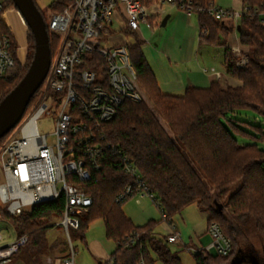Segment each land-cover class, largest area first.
<instances>
[{"label": "trees", "instance_id": "1", "mask_svg": "<svg viewBox=\"0 0 264 264\" xmlns=\"http://www.w3.org/2000/svg\"><path fill=\"white\" fill-rule=\"evenodd\" d=\"M152 1L144 0V3L150 4ZM192 1L199 7H208L216 0ZM242 1L253 12L257 11L253 15L244 14L238 26L240 42L248 48L249 65L246 70H239L234 53L229 48L225 51L224 61L227 73L241 81V87L215 82L208 88H188L183 95L164 93L144 54L143 40L137 33L130 32L132 41L129 51L142 100L124 101L118 114L104 124V143L112 148L103 151L101 169L93 171L92 179L80 185L93 199V205L90 214L81 221L80 228L70 230L71 240L75 236L85 241L89 225L101 220L106 237L116 244L136 231L142 234L140 243L135 247L123 249L117 245L114 257L127 254L130 264L140 261L146 264H156L158 261L182 264L166 242L156 236L157 222L135 226L123 211L124 203L115 202L131 181L124 172L123 156L118 154L120 150L133 162L143 181L159 198L155 203L161 205L159 209L165 214L164 220L172 223L174 215L196 205L208 215V225L217 224L224 236L231 240L229 255L200 252L194 256L196 264L230 263L243 252L239 238L242 231L248 228H254L264 247V149L257 142L241 144L238 141L241 135L262 139L263 134L261 132L262 135L255 136L246 132L234 118V114L242 109H253L264 115V0ZM9 6L15 7L11 0H7L6 9ZM53 6L54 10H62L60 4L55 8ZM198 19L201 33L207 31L204 38L213 46H223L226 36L234 30V26L218 22L208 13L198 15ZM1 29L0 24V32L7 34ZM29 32L34 43L33 34ZM10 37L16 45L14 37ZM49 37L53 57L59 38L53 35ZM98 59L105 63L101 57L98 56ZM29 67L20 71L17 64L9 71L0 84V93L4 91L0 102L21 82ZM15 79L18 81L13 85ZM7 85H10L8 89ZM42 90L31 100L24 118L33 110ZM11 133L0 141V147ZM80 154L88 160L82 151H79ZM225 208L231 210L235 222L226 216ZM64 209L65 198L62 197L55 202L36 205L13 217L0 202V219H6L13 225L17 238L27 235L30 238L28 245L35 246L36 237L48 230L56 219H62ZM152 254L156 255L157 260L152 258Z\"/></svg>", "mask_w": 264, "mask_h": 264}, {"label": "built area", "instance_id": "2", "mask_svg": "<svg viewBox=\"0 0 264 264\" xmlns=\"http://www.w3.org/2000/svg\"><path fill=\"white\" fill-rule=\"evenodd\" d=\"M6 2L0 0V20L6 17ZM49 24L50 35L59 38V45L52 57V65L44 83V95L37 102L27 119L0 147L4 183L0 184V202L7 212L17 217L32 207L55 202L65 198L64 215L60 225L65 229L71 243L70 230H78L81 221L90 214L93 199L80 185L92 179V172L101 169L103 151L112 146L104 143L102 128L119 112L126 100L139 102L142 93L138 88V77L132 64L129 43L113 41L121 33L135 32L140 36L143 24L152 25L154 19L164 16L167 8L184 12L188 17L208 13L218 22L232 23L235 31L244 14L253 15L249 5L241 10L224 9L214 3L199 7L192 0H57ZM264 25V17H262ZM207 36V31L202 32ZM141 38V36H140ZM17 45L9 34L0 32V84L19 62ZM236 67L246 70L249 65L248 50L234 47ZM101 57L105 63L98 59ZM53 93L59 110L55 122V144L48 142V136L40 133L38 120L44 114L52 116L47 95ZM76 108L78 111H76ZM26 118V117H25ZM82 151L88 160L79 155ZM122 157L124 172L131 181L116 197L121 204L135 197H156L141 178L133 162ZM158 208L160 204L157 203ZM163 218L165 214L162 213ZM168 244L181 241V234L172 223ZM208 232L214 243L207 250L227 256L232 242L224 236L220 227L213 223ZM142 234L134 232L125 236L117 245L130 249L140 243ZM2 237L0 236V241ZM30 242L25 235L9 243H0V264H10L22 247ZM190 251H193L190 249ZM51 264H76L75 253L60 258ZM104 264H119L114 257H108ZM138 264H146L140 261Z\"/></svg>", "mask_w": 264, "mask_h": 264}, {"label": "rangeland", "instance_id": "3", "mask_svg": "<svg viewBox=\"0 0 264 264\" xmlns=\"http://www.w3.org/2000/svg\"><path fill=\"white\" fill-rule=\"evenodd\" d=\"M35 1L46 24H49L54 14L52 6L57 0ZM235 2V0H216L215 4L217 7L229 9L227 7L235 5ZM53 7L55 8V5ZM21 21L24 22V19L18 10L15 7L9 6L7 8L6 17L3 20H0V24L1 28L5 30L4 32L14 37L16 45L20 49L18 65L20 71H25L32 62L34 43L31 42L30 32L26 23L24 22L22 24ZM164 29L165 28L160 29L159 31ZM151 32L152 29L149 24H143L141 26L140 36L144 40L149 41L150 44L152 43V45H154L157 42L156 40H158L159 35L157 34L153 37L151 36ZM226 38H228V36H226ZM124 40L128 43L132 41L128 33H121L118 37H113V41L116 42ZM240 45L242 48L248 50V48L243 46L241 42ZM147 49L148 46H143L144 53L147 52ZM17 81L18 80L15 79L13 85H15ZM239 82L242 86V82ZM44 86L45 85L42 87L43 90L40 92V96L38 95L40 98L46 96L44 95ZM8 87H10V85H7V89ZM7 89H5V91ZM3 94L4 91L0 93V98ZM47 97V103L51 106L49 111L52 113V116H49L47 113L42 115L38 120V129L41 134L47 135L48 142L51 145H54L56 140L52 134L55 131V122L59 110L54 108L58 105L55 100V95L51 93L50 95H47ZM145 100L148 101L146 97ZM38 101L39 99L37 102ZM30 113L31 111L28 115ZM27 116L24 120L29 117ZM234 118L238 125L246 132L255 136L263 134L262 139L261 137L260 139H256L251 136L244 137L241 135L238 137V141L241 144H253L257 142L259 147L264 149V115L253 109H242L234 114ZM4 180L5 177L0 162V184L4 183ZM155 197L158 198L156 195ZM220 201L223 202L221 198ZM157 205L158 204L150 197H135L124 202L122 208L125 215L135 226H144L150 221L157 222L158 227L155 230L156 236L166 242L168 248L182 260V264H196L194 259L196 253L194 251L207 250V248L214 243L213 236L208 232V215L201 212L196 205L187 207L181 213L174 215L172 220L174 227H176L181 234V241L175 244H168L166 239L169 235L170 225L163 219L162 210H160ZM225 211L226 216L235 222L231 210L225 208ZM60 222L61 219H56L51 225H49L51 227L48 228V230L41 232L38 237H36L37 244L35 246L26 245L22 247L14 256L12 264H51L50 262L56 261L57 259L71 257L72 251L75 253L76 264H104L107 257H105V255L103 256V254L97 255L99 256L97 257L96 253L102 251L107 256H112L116 253L117 245L113 240H109L106 237L104 223L101 220H95L89 225L85 241L73 236L71 243L66 235L64 227L60 225ZM235 224L238 225L237 223ZM0 236H2V240L0 241L1 244L11 242L17 238L16 229L8 220L3 218L0 219ZM239 243L244 253L249 255L252 254L257 258L260 264H264L263 242L254 228H248L247 231L243 230L242 235L239 238ZM190 249L193 251H190ZM210 254L217 255V251L213 250ZM152 258L157 260V257L154 254H152ZM156 264L163 263L158 261Z\"/></svg>", "mask_w": 264, "mask_h": 264}, {"label": "crops", "instance_id": "4", "mask_svg": "<svg viewBox=\"0 0 264 264\" xmlns=\"http://www.w3.org/2000/svg\"><path fill=\"white\" fill-rule=\"evenodd\" d=\"M235 1V5L227 8L241 10L244 6L243 1ZM167 16H170L167 26L162 27V22ZM153 22L152 25L149 24L152 29L151 36L158 34L157 42L152 45L142 37L141 39L144 47L148 46L144 54L164 93L183 95L188 88H208L215 82H220L224 86H241L238 80L227 73L224 65L226 49L234 51V47L240 45L239 27L229 34L223 46H213L202 36L198 15L188 17L184 12L170 7L166 9L164 16L154 19ZM225 24L233 27L232 23ZM163 28L165 29L159 31ZM172 224L174 226L173 222ZM100 254L107 258L114 257L107 256L102 251L96 253V256ZM114 258L119 264H130L127 254Z\"/></svg>", "mask_w": 264, "mask_h": 264}, {"label": "water", "instance_id": "5", "mask_svg": "<svg viewBox=\"0 0 264 264\" xmlns=\"http://www.w3.org/2000/svg\"><path fill=\"white\" fill-rule=\"evenodd\" d=\"M34 37V55L21 82L0 102V141L23 120L31 100L44 85L52 65L50 37L35 0H11ZM170 16L165 17L166 27ZM240 30V27H239ZM260 264L255 256L240 252L229 264Z\"/></svg>", "mask_w": 264, "mask_h": 264}]
</instances>
